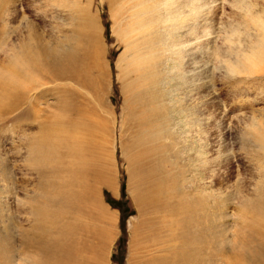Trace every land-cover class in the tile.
<instances>
[{
    "label": "rangeland",
    "instance_id": "1",
    "mask_svg": "<svg viewBox=\"0 0 264 264\" xmlns=\"http://www.w3.org/2000/svg\"><path fill=\"white\" fill-rule=\"evenodd\" d=\"M3 1L6 14L2 16L4 24L0 22L5 32L3 42L17 39L19 42L27 35L32 37L33 31L42 34L59 15L64 33L71 32L69 14L65 11L61 14L55 12L62 0H51L58 5L54 6L52 2L53 5L47 6V9L42 8L41 0ZM88 1L91 4L90 12L97 19L103 46L102 57L106 64L104 103L86 88L66 81L78 92L77 104L82 108L86 102L94 104L97 111L96 115L86 110L76 115L79 126L75 131L66 133L75 139L73 141L79 149L77 156L71 155L69 143H62L56 147L57 150L50 151L48 161L65 171L55 180L63 184L56 190L66 191L72 168L80 167V171L86 168L83 160L90 140L106 141L108 147L103 157L113 175L115 190L106 185H99L97 190L100 202L112 219L94 221L86 212H81L79 219H72V223L83 227L84 237L89 239L88 232L94 225L108 227L111 224L114 233L109 238L101 264H132L130 229L140 220L130 186V149L125 148L132 137L131 126L127 123L130 108L127 86L132 74L125 72L122 61L127 54L120 37L124 18L117 13L116 6H111L105 0ZM144 4L149 5L150 9L147 18L151 15L154 19L157 17L164 31L168 32L169 28L177 36H174V42L170 41V51L162 53L160 66V87L170 119L162 139L165 145L163 171L158 170L156 176L160 177L166 172L177 176L170 201L176 203L182 196L188 201L192 200L196 211L194 221L210 228V242L206 249L208 255L216 253L218 249H238L234 236L242 222L251 224L255 229L264 228V215H258L247 204L248 200L257 199L264 164V142L258 134L264 136V44L258 45L259 37H262L257 24L264 22V0H146ZM42 9L47 11V17ZM176 16L181 17L182 26L173 21ZM256 44L257 47H254ZM253 51L262 56L257 57ZM39 79L40 82L45 81L41 76ZM105 124H111L109 132ZM19 127L9 122L0 124V169L5 167L0 175V196L5 191L4 200L2 198L0 203L4 204L2 212L5 218L16 213V203H25L42 193L37 187V174L25 167V150L18 143L30 129L27 125ZM57 139L62 138H54L55 141ZM121 179L125 182L124 198L120 192ZM86 181L90 185L95 184L90 176ZM109 196L119 201L116 206L106 201ZM60 207L57 205L53 210ZM67 209L71 207L65 205L64 211ZM25 215L21 212L19 219L17 216L15 219L20 223L26 222L20 219ZM165 215H168L166 211L161 210L160 217ZM184 216L186 213L171 217L172 223ZM188 217L192 220L190 214ZM53 218L50 217L51 220ZM63 219L67 221L70 218ZM179 232L178 227L173 234ZM14 233L17 235V232ZM153 234L168 239L170 232L165 228L155 230ZM149 236L143 238V248L134 251L135 261L158 253L160 244L148 242ZM200 238L197 234L195 240L200 243ZM181 249L186 250V246L182 244ZM209 261L210 264H220L216 259ZM199 264H203L202 260Z\"/></svg>",
    "mask_w": 264,
    "mask_h": 264
},
{
    "label": "bare ground",
    "instance_id": "2",
    "mask_svg": "<svg viewBox=\"0 0 264 264\" xmlns=\"http://www.w3.org/2000/svg\"><path fill=\"white\" fill-rule=\"evenodd\" d=\"M41 1L42 8L53 3L54 6L59 4L55 12L61 14L65 11L69 14L72 25L70 33H64L63 22L59 21L61 15L59 19L55 17L53 25L48 26L49 29L42 34L33 31L32 37L27 35L19 42L18 39L3 42L5 32L3 25L2 29L0 27V124L9 122L15 127L27 125L30 129L18 143L25 150V167L37 174V187L42 192L25 203H16L14 210L17 214L13 213L7 218L2 212L4 204L0 203V264H101L109 238L114 233L111 224L108 227L94 225L88 230L89 239L84 237V228L74 225L72 219H79L81 212H86L94 221L111 218L100 202L97 190L99 185L115 190L113 175L103 157L108 147L106 141L90 140L86 156L81 152L85 156L83 162L86 168L80 171V167H75L76 171L71 167L72 177L67 182L69 188L66 191H57L63 184L55 180L65 171L48 161L50 151L62 143H69L71 155L77 156L79 149L73 141L75 139L66 133L75 131L79 126L76 115L84 110L96 115L97 111L94 104L86 102L83 108L77 104L78 92L66 81H73L86 88L97 100L103 102L105 98L107 71L102 57L99 27L95 15L90 12L91 4L88 0L87 3L82 0H69L65 3L62 0L63 3L58 4L51 0ZM105 1L116 6L117 9L114 8L117 13H121L124 18L119 35L127 54L123 60L120 58L124 61L125 72L132 74L127 86L130 91L127 97L130 99L127 123L131 126L132 137L125 148L130 149V186L140 220L139 224L132 225L130 229L132 264H199L201 260L203 264H210L209 260L215 259L220 264H264V228L255 229L251 224L242 222L234 236L238 249H218L216 253L208 255L206 249L210 242V228L202 222L194 221L196 211L192 200L188 201L182 196L181 200L171 203V191L173 193L177 176L166 172L157 177L156 173L158 170L163 171L165 145L162 139L170 119L160 87V66L162 53L170 49V41L174 42L175 34L169 28L168 32L164 31L157 17H146L150 11L149 5L144 4L146 0ZM4 8V1L0 0V22L2 16L6 15ZM42 11L47 17V11ZM176 17L173 21L181 25V17ZM259 22L257 24L262 38L259 37L258 45H262L264 22ZM253 52L257 57L262 56L257 51ZM39 76L45 81L40 82ZM107 125L109 132L111 124ZM258 134L264 142V136ZM59 137L62 139L54 140ZM4 168L0 169V175ZM261 171L262 180L258 185L257 199L248 200L247 203L258 215H264V164ZM89 176L95 184L87 183ZM57 205L61 207L53 210ZM65 205L71 209L64 211ZM161 210L168 215L160 217ZM21 212L26 214L25 217L20 216V219L23 218L21 222H26L20 223L15 219H19ZM185 213L184 218L172 223L171 217ZM52 216L55 219L51 220ZM64 217L70 219L65 221ZM178 227L179 234H173ZM165 228L170 232L168 239L153 234L155 230ZM197 234L201 236L200 243L195 240ZM148 235H151L148 242L160 244L158 253L135 261L134 251L143 248V238ZM17 243L19 246H16ZM182 244L186 250L181 249Z\"/></svg>",
    "mask_w": 264,
    "mask_h": 264
},
{
    "label": "trees",
    "instance_id": "3",
    "mask_svg": "<svg viewBox=\"0 0 264 264\" xmlns=\"http://www.w3.org/2000/svg\"><path fill=\"white\" fill-rule=\"evenodd\" d=\"M120 192H121V197L124 198L126 197V193H125V182L123 179H121L120 181ZM106 196V195H105ZM106 201L110 204V205H113V206H116L117 205V202L119 201H115V199L111 198L110 196L109 197H106ZM119 205V204H118ZM120 208V207H119ZM121 212H123L121 210ZM124 217V216H123ZM124 219V218H123ZM123 229L125 230V227L123 226ZM122 229V230H123Z\"/></svg>",
    "mask_w": 264,
    "mask_h": 264
}]
</instances>
